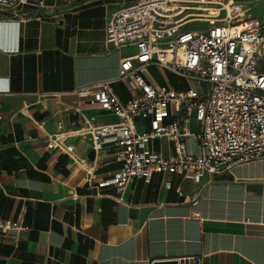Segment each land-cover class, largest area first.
<instances>
[{
  "label": "crops",
  "instance_id": "crops-1",
  "mask_svg": "<svg viewBox=\"0 0 264 264\" xmlns=\"http://www.w3.org/2000/svg\"><path fill=\"white\" fill-rule=\"evenodd\" d=\"M122 5L34 0L18 14L0 11V216L28 227L18 245L12 233L0 235V264H153L174 257L264 264V157L207 173L200 183L174 178L170 189L161 175L158 183L136 178L120 199L114 186L91 184L72 159L48 148L60 123L76 127L77 87L110 78L118 96L130 98L119 66L134 47L115 46L106 31ZM148 67L144 76L156 81ZM87 111L101 122L115 119ZM65 139L98 164L96 179L119 167L111 151L96 155L88 135Z\"/></svg>",
  "mask_w": 264,
  "mask_h": 264
},
{
  "label": "built area",
  "instance_id": "built-area-1",
  "mask_svg": "<svg viewBox=\"0 0 264 264\" xmlns=\"http://www.w3.org/2000/svg\"><path fill=\"white\" fill-rule=\"evenodd\" d=\"M33 1L0 0V11L18 14ZM244 9L237 0H136L114 10L107 40L134 47L119 66L131 96L123 101L110 78L77 87L76 127L67 130L60 123L48 148L72 159L91 184L114 186L120 199L136 178L150 182L161 175L170 189L174 178L200 183L207 173L263 158L264 22ZM192 23L200 26L189 28ZM151 65L188 85L147 80L144 67ZM90 107L115 119L101 122L89 114ZM70 132L88 135L96 155L111 151L119 167L96 179L98 164L66 141ZM176 190L182 194L180 185ZM25 230L21 219L0 216V235L12 233L16 245Z\"/></svg>",
  "mask_w": 264,
  "mask_h": 264
},
{
  "label": "rangeland",
  "instance_id": "rangeland-1",
  "mask_svg": "<svg viewBox=\"0 0 264 264\" xmlns=\"http://www.w3.org/2000/svg\"><path fill=\"white\" fill-rule=\"evenodd\" d=\"M119 1V0H118ZM123 2V4H129L132 3L136 0H120ZM245 4V9L244 11L248 14H251L252 17L259 18L261 22H264V0H237ZM197 26H200L198 23H192L188 25L189 28H195ZM264 64V63H263ZM149 72L151 73V78L155 79L157 82L160 84L165 83V82H172L175 85H181V86H187L188 82L180 79L176 74L172 73L170 70H163L159 68L158 66H149L148 67ZM181 83V84H180ZM195 86L198 88H206L208 85L207 83H199L195 82L193 83ZM154 147L159 148L160 147V141L156 140L154 141ZM120 165V163H119ZM160 175H155L154 176V182H159Z\"/></svg>",
  "mask_w": 264,
  "mask_h": 264
},
{
  "label": "water",
  "instance_id": "water-1",
  "mask_svg": "<svg viewBox=\"0 0 264 264\" xmlns=\"http://www.w3.org/2000/svg\"><path fill=\"white\" fill-rule=\"evenodd\" d=\"M196 261V259H194ZM153 264H189V260L187 258H166V259H157L153 261Z\"/></svg>",
  "mask_w": 264,
  "mask_h": 264
}]
</instances>
